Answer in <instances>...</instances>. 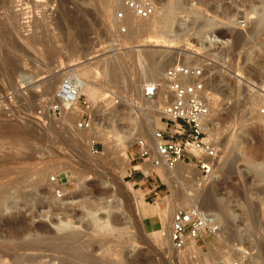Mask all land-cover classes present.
Masks as SVG:
<instances>
[{
	"label": "rangeland",
	"instance_id": "obj_1",
	"mask_svg": "<svg viewBox=\"0 0 264 264\" xmlns=\"http://www.w3.org/2000/svg\"><path fill=\"white\" fill-rule=\"evenodd\" d=\"M0 1L6 7L3 8L5 12L0 9V26L3 25L0 27V201L6 198L10 203L0 211V264H11L14 255L37 258L42 264H61V261L87 264L63 253L70 242L60 244L56 249L53 247L51 242L62 236L54 227L56 218L61 217H67L64 220L71 222L67 231L70 229L69 232L81 237L77 247L80 245L82 252L91 254V264H213L218 261L264 264V247L256 249L258 244L264 243V226L247 238L246 244L240 245L238 249L245 253L240 258L233 257L237 251L232 252L234 242L228 231L205 239V244L198 245L200 254L190 255L187 250L171 254L166 251V245L160 246L153 231L157 216L169 209L164 215L167 238L172 213L186 204L184 198H170L172 189H179L180 197L183 192L186 196L194 195L196 177L184 174L180 182L170 184L165 175L160 176L156 171L144 172L145 167L136 159L135 146L139 139L148 142L152 120L162 124L161 114L146 119L147 112L143 109L147 106L141 105L139 100V82L152 80L151 69L155 68L156 73L161 74L163 86L150 100L159 101L163 109L168 102L166 70L173 65L201 67L207 81L209 120L216 124L215 134L210 139L217 149L216 164L207 176L204 189L216 184L218 200L233 207L231 216L237 218L231 230L236 225L250 224L246 212L249 204H254L256 218L264 224V182L249 180L250 175L246 174L250 167L241 161L240 152L236 150L239 139L249 138L256 128L260 127L257 131L264 135V74L246 59L249 52L264 46V31L248 43H230L224 36L230 30L241 32L253 23L256 16L246 17L245 12L249 3L257 5L256 0H214L215 3L206 0L205 4L214 6L220 2L223 8H233L226 24L212 27L199 25L201 20L187 14V8L200 6L197 0L184 2L185 10L183 6L175 11L172 22L156 30L167 31L170 35L184 34L181 43L172 48H168L155 34V29L146 23L149 16L136 15L138 20L141 19L137 22L120 21L126 11L134 12L124 7L125 0H66L65 3L63 0H19L18 4V0ZM150 1L154 9L160 8L157 0ZM200 7L205 9L203 5ZM67 12L72 14L67 17ZM218 12H221L220 8ZM120 14L123 17L119 18ZM262 14L264 16V11ZM9 17L16 18L17 22L16 19L13 21L10 34H4V21ZM178 19L187 23L184 30H179L176 25ZM135 27L144 31L141 36L140 33L135 35ZM198 32L203 33L201 38ZM113 63L117 64L116 69H110ZM84 72L87 73L84 80L87 84L75 107L79 115L83 102L91 104V128L77 130V115L70 119L64 113L54 117L49 106L63 78H73V73ZM153 85L159 88V84ZM104 94L111 95L112 99ZM113 109H118V118L102 120ZM94 115L100 116L104 123L101 122L102 134L110 146L95 140ZM130 115L135 124H127ZM126 125L135 126L132 134L136 135L127 140L130 142L127 150L129 168H124L123 151L114 143L115 132H119V136L127 135L122 132ZM263 135L261 139H264ZM92 142L97 143L98 154L90 151ZM259 145L249 140L241 146L248 150L259 148L257 150L262 153L256 163L264 166V145ZM252 149L250 151L254 152ZM229 156L237 159L230 171L226 170L225 162ZM139 174L144 181L154 183L155 190L149 192V184L135 182L134 178ZM80 189L84 191L80 192ZM57 196L61 207L56 204ZM83 196L88 197L91 205H98V216L109 220L113 233L97 231L88 225L81 208ZM20 228V231L27 229L28 232H23L21 238H13L14 231ZM228 251L231 255L223 257ZM254 255L259 259L255 263L248 259Z\"/></svg>",
	"mask_w": 264,
	"mask_h": 264
},
{
	"label": "bare ground",
	"instance_id": "obj_2",
	"mask_svg": "<svg viewBox=\"0 0 264 264\" xmlns=\"http://www.w3.org/2000/svg\"><path fill=\"white\" fill-rule=\"evenodd\" d=\"M64 3L66 0H63ZM69 0H67L66 2H68ZM83 1V0H82ZM188 0H168L166 2V0H157L156 2L158 3V5L160 6V8L157 7V9L155 8L152 12L151 15H149L148 17V20L146 21V23H148L153 29H155V34L158 35V37L160 39H162L166 45L169 47H173L174 45H177V44H180L181 43V39L183 40V35H180V33L178 34H175V35H170L167 31H159L157 32L156 30L159 28V26L161 25H165L167 24L168 22H172V19L174 17V14H175V11L177 12L179 9L181 10L183 8V4L184 2H187ZM192 1V0H191ZM199 3L198 5H203L205 7V9H202L200 6H196L195 8L191 7V8H187V14H191L192 17L199 21L201 20L200 24L199 25H202V26H209V27H212V26H216L217 24H226L227 21L230 20V13L229 11L231 10L230 6H226V7H222L220 4V2H218L219 5H209V4H205L204 2L206 0H197ZM216 1V0H215ZM215 1L213 0V2L215 3ZM223 1V0H222ZM221 1V2H222ZM226 1V0H225ZM257 1V5H253L254 3H249L248 5V8L245 12V16H256V19L254 21H252L253 23H250L248 28L247 29H244L243 31L241 30L240 31H236V30H230L227 35H224V36H227L228 38V41L231 43V42H235V43H248L250 42L251 40H253L255 37H257L259 35V33H261L262 31H264V16H263V11H264V0H256ZM19 0L17 1V4H18ZM25 2V1H24ZM212 2V4H214ZM244 2V0H243ZM14 3V2H13ZM38 3V2H37ZM63 3V2H62ZM192 3V2H191ZM232 3V2H231ZM234 3V2H233ZM256 3V2H255ZM188 5V3H186ZM211 4V3H210ZM240 4H244L240 1ZM23 5V4H22ZM229 5V4H228ZM231 5V4H230ZM38 6V5H37ZM195 6V5H194ZM31 7V6H30ZM188 7V6H187ZM190 7V6H189ZM233 7V6H232ZM3 8H6L4 7V3L0 1V9H3ZM39 8V7H38ZM219 8L221 9V12L219 13L218 10ZM21 10H24V9H21ZM26 10V9H25ZM24 10V12H25ZM184 10H185V6H184ZM233 11V8L232 10ZM3 12L4 9H3ZM22 12V11H21ZM23 12V13H24ZM66 12V11H65ZM124 12V11H123ZM40 13V12H39ZM126 15L124 17V19L120 20V21H129L131 20L132 22H137V21H141L138 20V18L136 17V14L134 15V12H129V11H126L125 12ZM1 14V13H0ZM22 14V13H21ZM20 14V15H21ZM68 14V12H67ZM72 14V13H70ZM66 15L67 17H69V15ZM177 14V13H176ZM24 15V14H23ZM39 15V14H38ZM74 15V14H73ZM5 16V15H4ZM12 16V15H11ZM65 16V15H64ZM176 16V15H175ZM15 17V16H14ZM12 18V17H9L8 19H6L4 21V34H10V28H14V25H13V21L16 19V18ZM59 17V16H58ZM72 17V15H71ZM74 17V16H73ZM81 17V16H80ZM123 17V15H122ZM187 17V16H186ZM191 17V18H192ZM76 18V16H75ZM83 19V17H81ZM71 19V18H70ZM69 19V20H70ZM79 19V18H78ZM77 19V21H78ZM190 19V18H189ZM193 19V20H194ZM73 20V19H72ZM80 20V19H79ZM119 20V19H118ZM3 21V20H2ZM2 21H1V24H2ZM37 21V20H36ZM71 21V20H70ZM73 21H76V20H73ZM72 21V22H73ZM16 22H17V19H16ZM143 22V21H142ZM191 22V21H190ZM76 23V22H75ZM82 23V22H81ZM140 23V22H139ZM176 23V21H175ZM196 23V22H195ZM17 24V23H16ZM48 24V23H47ZM80 24V22H79ZM136 24V23H135ZM134 24V25H135ZM185 21H180L178 19L177 21V26L180 30V28H182V30H184L185 28ZM191 24V23H190ZM82 25V24H81ZM133 25V26H134ZM139 25V24H138ZM168 25V24H167ZM3 26V25H1ZM0 26V27H1ZM17 26V25H16ZM120 26V25H119ZM142 26V25H141ZM16 28V27H15ZM18 29V28H17ZM16 29V30H17ZM85 29V28H84ZM133 29H136L133 28ZM139 29V28H138ZM133 30V32L136 33L139 35L140 33V36H141V32H144L143 30ZM18 31V30H17ZM178 31V30H177ZM1 32V31H0ZM132 32V31H131ZM132 32V33H133ZM148 32V31H145V33ZM133 33V34H134ZM198 37L201 38L203 36V33L201 32H198ZM225 33V34H226ZM3 34V35H4ZM14 34V33H13ZM91 34V33H90ZM16 35V34H15ZM216 35V34H215ZM6 36V35H5ZM129 36V34H128ZM132 36V35H131ZM137 36V35H136ZM222 36V35H221ZM75 37V36H74ZM80 37V35H79ZM133 37V36H132ZM5 38V37H4ZM73 38V37H72ZM129 38V37H128ZM135 38V37H133ZM137 38V37H136ZM135 38V39H136ZM74 39V38H73ZM132 39V38H131ZM136 41V40H135ZM11 42V41H10ZM74 43V42H73ZM76 43V42H75ZM232 45V44H231ZM236 47V46H235ZM10 48V47H9ZM10 51V50H9ZM236 51V50H235ZM164 54V53H162ZM163 56V55H162ZM247 58V61L250 60L253 62L254 66H255V69L258 70V72H261L262 74H264V46H261L259 49L255 50V51H251L248 53V55L246 56ZM140 58V57H139ZM138 58V59H139ZM141 59V58H140ZM153 61V59H150V61ZM157 61V60H156ZM173 61V60H172ZM115 63V62H114ZM111 64L110 66V69H114L116 66L115 64ZM152 64V63H150ZM159 64V63H158ZM178 64H181V63H178ZM252 64V65H253ZM73 65V63L71 64V66ZM153 65V64H152ZM164 65V64H163ZM166 65V64H165ZM119 66V64H118ZM117 66V68H118ZM163 69L164 66L160 65ZM70 67V66H69ZM153 67V66H151ZM155 67V66H154ZM153 67V68H154ZM156 67H158L156 65ZM160 67V68H161ZM258 69H257V68ZM116 69V68H115ZM157 70H159L157 68ZM254 70V71H256ZM145 71V69L143 70V72ZM149 71V69H148ZM167 71V70H166ZM115 72V71H113ZM257 72V73H258ZM148 73V72H147ZM86 72L84 73H80V74H72L73 75V79H75L79 85V94L81 95L82 92H84V89L86 87V82H84L85 80V77L86 76ZM260 74V73H259ZM150 75H152V80L149 78L148 80H143L142 82H139V85L137 86L138 87V90H139V100L141 102V105H146L147 107H145L143 110L145 112H147V115L146 114V119H150L151 116L153 115H156V114H161L162 115V105L160 104L159 101H151L150 99H146L144 97V94H143V91H144V88L146 86H149V85H153V84H159V88L158 90L163 86V83L160 82V78L159 76L161 75L159 72L156 73V70L154 68V70H150ZM259 76V75H258ZM114 77V76H113ZM158 77V78H157ZM261 78V74L259 76ZM263 77V76H262ZM72 78V77H71ZM252 78V77H251ZM114 79V78H112ZM257 79V78H256ZM264 82V81H263ZM86 83V84H85ZM157 90V91H158ZM157 94V93H156ZM105 95V96H104ZM103 96L106 97L107 94H104ZM109 95V94H108ZM107 95V96H108ZM156 96V95H155ZM154 96V97H155ZM108 97H111V95H109ZM110 99V98H109ZM112 99V97H111ZM167 104V101L165 102V105ZM208 104V103H207ZM76 105V104H75ZM75 105H73L70 109H68L67 111H64L63 113L70 119L71 117H74V115H77L78 114V110L77 108L75 107ZM99 108V107H98ZM101 108V107H100ZM95 110V109H94ZM97 110H101V109H97ZM130 111V110H129ZM96 112V111H95ZM99 112V111H98ZM118 109H113L111 110L110 112H108V114L102 118V120H111L114 119V118H118L119 116V113H118ZM94 114V113H93ZM106 114V113H105ZM151 114V115H150ZM118 115V116H117ZM63 116V115H62ZM95 116V115H94ZM102 117V116H101ZM162 117V116H161ZM102 120L100 119V116H95L94 118H92V125H94L96 127V132H94L93 136L95 138V140H100L101 142H103L106 146H110V144L107 143L106 141V138H105V135L102 134V131L103 129L101 128V126L104 124L102 122ZM127 124L129 122L130 123H134L135 124V121H134V118H132V116L130 115L127 119ZM147 121V120H146ZM160 121H161V118H160ZM101 122L103 124H101ZM162 122V121H161ZM163 123V122H162ZM260 124V123H259ZM132 125V124H131ZM216 124H213V121L212 120H209L207 121L206 123V128L208 130V136L211 137L213 134L214 131V127H215ZM94 127V128H95ZM131 126L130 125H126V129L124 131H122L126 136H119V132H115V130L113 132L114 135L116 136V140H112L114 141L115 143V146H118V148H121L120 151H123V155L125 157V164H124V168H129L130 167V162L129 160L127 159V150L129 148V145H130V142H127L128 139H131L130 137L133 136V137H136V135H133L132 134V129H134V127L132 126V128H130ZM151 131L149 133L150 135V138H148V142H146L148 145H152L153 143V134L156 130L158 129H162L164 127L163 124H161L160 122L159 123H156L155 121H151ZM150 128V127H149ZM148 128V129H149ZM260 128V127H259ZM259 128H256V130L252 131L250 133V136H248L249 138H246L244 139L243 137L239 139V141L236 143V150L238 152H240V155H241V161L245 162L250 168L247 169V174L246 176L250 175V178L249 180L251 179L252 181H256L257 183L258 182H264V166H262V163L260 164V162L256 163V161H258L260 159V156H261V153L259 150V148H255L252 149L254 150V152H251L250 150H248V148H242L244 146H241V145H244L247 141L249 140H254L256 141V143L259 145H264V139H261V134H259V132L257 131V129ZM260 130V129H259ZM261 133V132H260ZM113 135V136H114ZM144 136V135H143ZM260 136V137H259ZM264 136V135H263ZM149 137V136H148ZM259 137V138H258ZM136 140V138H133V140ZM248 145V143H247ZM259 145V146H260ZM256 146V145H255ZM248 147V146H247ZM258 147V146H257ZM233 148V147H232ZM235 149V147H234ZM231 150V149H230ZM233 152V151H232ZM234 154V152H233ZM236 155V154H235ZM234 156V155H232ZM155 157V154H154V151H153V148H152V151H151V154H150V159L154 158ZM234 159L236 158H231L229 156V158H227L225 160V162L227 163V169L228 171H230L233 167V164L234 163ZM262 159V158H261ZM237 160V159H236ZM143 166L145 167V171L144 172H151V171H156L157 174H159L160 176H166L168 182L170 184H173V183H178L180 182V180L182 179L183 175L184 174H194V176L196 178H194V186L196 188V191H195V194L194 195H189V196H186V194L183 192L182 196L180 197L179 195V189L177 190H173L172 189V196L170 198H178V200L180 199H185L186 201V204H185V207H192V206H197L199 208H201L208 216H210L212 218L211 220V223H214L216 225L219 226L220 228V233L223 234L225 231H228V232H231L230 235H231V241L234 242V245H233V248H232V252L234 251H237L234 252V255L233 257H236V258H240V256H243L245 253L241 252L238 248H240V245H244L246 244V240L247 238L249 239L251 236H254L255 234H257L259 232V230L262 228V226H264V224H262V222H259L256 218V215L254 213V210H255V206L254 204H249L247 206V214L249 216V222L250 224H246L244 225L243 227H239V226H235V228H233L234 230H231V228L233 227V223H235V220L237 217L235 216H231V214L233 215V210H232V206L226 204V203H223L222 201L218 200L217 198V194L218 191L216 190V184L213 185L212 187L208 188V189H204V186H205V182L206 180L208 179V177H204L201 175V173L199 171H196L194 170V168L191 166V165H188L186 163H179L175 168L171 169V170H168L167 168H165L164 166L160 165L159 167H152L149 162H145V163H142ZM123 168V167H122ZM164 173V174H163ZM38 177V176H37ZM245 177V176H244ZM247 178V177H246ZM245 180V178H243ZM248 180V179H247ZM248 180V181H249ZM247 183V182H246ZM172 186V185H171ZM51 187V186H50ZM172 188V187H171ZM219 188V186H218ZM52 190V188H51ZM61 192H62V189H60ZM219 190V189H218ZM261 190V188H260ZM84 189H80V192H83ZM183 191V190H182ZM257 191V190H256ZM236 192V191H235ZM240 192V191H239ZM246 193V192H245ZM252 193V192H251ZM264 193V192H263ZM241 194V193H240ZM79 195V194H78ZM237 195V194H236ZM239 195V194H238ZM237 195V196H238ZM41 196V194H40ZM240 196V195H239ZM84 198L81 199V205H83V207L81 206L82 210L85 212H83L87 219V222H88V225L94 229V230H97V231H102V232H109L110 233H113V230L114 228L112 227V225L109 223V220L108 221H105L103 219H101L98 215V212L100 210L99 207H97L98 205H91L90 203L92 202H88L86 196H83ZM236 197V196H235ZM56 198V197H54ZM53 198H51L49 200V202L52 201ZM4 203L3 205H0V211L3 209V207H7L9 206V200L8 199H1ZM166 200H168V198H166ZM2 201H0V204L2 203ZM172 201V199H171ZM60 207H61V201L59 200V197L57 196V203ZM173 204V203H172ZM103 206V205H102ZM102 208V207H101ZM169 209L167 208L164 212V214H159L157 216V219L155 220V223H154V228H153V231L156 232V237H157V242L160 244V246H165L167 247V250L169 253H174V252H177L175 250L172 249L171 245H170V241H169V237L166 238V223H165V218H164V215H166L168 213ZM232 212V213H231ZM245 215V214H244ZM109 216V214H108ZM83 217V218H85ZM62 218V217H61ZM61 218H56L58 219L57 220V223L55 224V231H57V233H62V236L59 237L58 239L55 238L56 240L52 241V245L53 247H55V249L57 247H59L60 244H70L67 245L66 249L63 251V253L66 255V256H69V257H74V258H79L81 259L82 261H84L85 263L87 264H91L92 262L90 261L91 257L90 255L87 253L85 254V251L83 250L82 252V248H79L77 247V244H79L82 240H81V237L80 236H77L75 234H72L69 229V231H67V228H69L70 226V221H68V219L64 220V219H61ZM55 219V220H56ZM247 220V221H248ZM56 222V221H55ZM246 222V221H245ZM27 228V227H26ZM17 229V228H16ZM32 229V228H31ZM30 229V230H31ZM44 229V228H43ZM47 229V228H46ZM264 229V228H262ZM21 228L16 231H14V233L12 234V237L13 238H21L22 235L24 234L23 232L27 231V229L24 231H20ZM29 230V231H30ZM35 230V229H34ZM231 230V231H230ZM28 232V231H27ZM74 232V231H73ZM26 233V232H25ZM34 233V231H33ZM44 233V232H43ZM75 233V232H74ZM78 233V232H77ZM40 234V233H39ZM42 234V233H41ZM29 235V234H28ZM248 235V237H247ZM39 237V236H38ZM34 238V237H33ZM42 238V237H41ZM85 239V238H84ZM34 240V239H33ZM36 240V239H35ZM38 240V239H37ZM40 241V240H39ZM51 241V240H49ZM261 241V240H260ZM31 243V241H30ZM50 243V245H51ZM259 243V242H258ZM47 244V243H46ZM86 244V243H85ZM88 244V243H87ZM83 245V244H82ZM81 245V246H82ZM94 246V245H93ZM254 247H256L255 245H253ZM95 247V246H94ZM252 247V246H251ZM261 248L263 249L264 247V243L261 242V244H258V246L256 247L257 248ZM33 248V247H32ZM49 248V247H48ZM52 248V247H51ZM250 248V247H249ZM253 248H251L252 250ZM188 252L187 253H190L191 254H200V247L198 245H194V244H191L187 249H186ZM185 250V251H186ZM209 252V251H208ZM230 254V251H228L227 253L224 254L223 257L227 256V255ZM176 255V254H175ZM182 255V254H181ZM186 255V254H185ZM184 255V256H185ZM189 255V254H188ZM231 255V254H230ZM187 256V255H186ZM185 256V257H186ZM257 256L258 255H254V256H250L248 257L249 260H251L250 262H256L258 261L257 260ZM182 259V258H181ZM52 260V258H51ZM184 260V259H183ZM221 263L223 264H226L224 261H220ZM11 264H42V262L37 259V258H19V257H15V255L13 257H11ZM44 264V263H43ZM61 264H70L69 262H64V261H61ZM82 264V263H81ZM95 264V263H94Z\"/></svg>",
	"mask_w": 264,
	"mask_h": 264
},
{
	"label": "built area",
	"instance_id": "obj_3",
	"mask_svg": "<svg viewBox=\"0 0 264 264\" xmlns=\"http://www.w3.org/2000/svg\"><path fill=\"white\" fill-rule=\"evenodd\" d=\"M124 7L133 10L141 18L151 15L154 10L150 0H125ZM121 16L120 14L118 17ZM204 74L205 71L201 67L185 65H173L165 72V93L168 102L161 117L164 127L154 132L152 145L142 139L136 141V159L141 163L149 162L152 167L162 165L171 170L183 162L195 167L204 177L211 175L216 164L217 149L206 128L211 112L207 104V81ZM157 90L158 85L146 86L144 97L154 98ZM53 98L49 111L54 117H61L64 111L80 101L77 81L71 77L63 78ZM82 105L83 109H80L75 125L77 130H88L91 128L92 106L87 102ZM152 148L155 157L150 159ZM90 151L93 154L99 153L97 143H91ZM54 180L55 178L52 179ZM211 220L212 218L197 206L174 210L168 231L172 249L185 251L191 244H205V239L217 237L220 228L211 223ZM213 264L223 263L218 261Z\"/></svg>",
	"mask_w": 264,
	"mask_h": 264
},
{
	"label": "crops",
	"instance_id": "obj_4",
	"mask_svg": "<svg viewBox=\"0 0 264 264\" xmlns=\"http://www.w3.org/2000/svg\"><path fill=\"white\" fill-rule=\"evenodd\" d=\"M134 179H135V182L142 183V184H149L150 186V189L148 190L149 192L155 190V188L157 187L156 185H154V183H151L149 181H144L143 176L141 174L137 175Z\"/></svg>",
	"mask_w": 264,
	"mask_h": 264
},
{
	"label": "water",
	"instance_id": "obj_5",
	"mask_svg": "<svg viewBox=\"0 0 264 264\" xmlns=\"http://www.w3.org/2000/svg\"><path fill=\"white\" fill-rule=\"evenodd\" d=\"M165 51V50H164Z\"/></svg>",
	"mask_w": 264,
	"mask_h": 264
}]
</instances>
